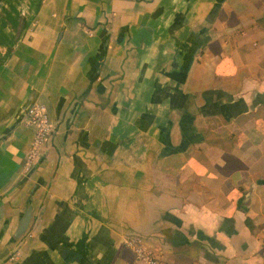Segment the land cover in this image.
<instances>
[{"label":"crops","instance_id":"0c3cea01","mask_svg":"<svg viewBox=\"0 0 264 264\" xmlns=\"http://www.w3.org/2000/svg\"><path fill=\"white\" fill-rule=\"evenodd\" d=\"M3 132L0 264H264V0H0Z\"/></svg>","mask_w":264,"mask_h":264},{"label":"built area","instance_id":"2783aa9c","mask_svg":"<svg viewBox=\"0 0 264 264\" xmlns=\"http://www.w3.org/2000/svg\"><path fill=\"white\" fill-rule=\"evenodd\" d=\"M21 14L23 17L27 16V12L23 9ZM23 122L27 127L32 128L34 132L22 167L23 173L27 174L40 159L41 150L53 133V126L49 120L45 106L41 104H35L28 108ZM261 240L264 247V228ZM124 246L131 252L137 262L142 264H164L155 256L140 236L134 235L129 237L124 242Z\"/></svg>","mask_w":264,"mask_h":264},{"label":"water","instance_id":"95a60500","mask_svg":"<svg viewBox=\"0 0 264 264\" xmlns=\"http://www.w3.org/2000/svg\"><path fill=\"white\" fill-rule=\"evenodd\" d=\"M216 1L218 4H221L224 0H216ZM24 26H25L24 19L20 18L17 29H16V37L17 38H19V36L21 35V33L24 29ZM30 107H28V108H30ZM28 108H26V109L21 108L17 111V113L14 117V123H20L22 121V119H24L25 113H26ZM9 128H7L6 131H8ZM5 132H3L0 135V138L3 135H5ZM31 218H32V208H31V206H29V207H27L25 213L23 214V216L19 220L18 227H17L15 234L13 236V242L19 241L21 239V237H23L25 235V233L27 232V230L29 228Z\"/></svg>","mask_w":264,"mask_h":264},{"label":"trees","instance_id":"16d2710c","mask_svg":"<svg viewBox=\"0 0 264 264\" xmlns=\"http://www.w3.org/2000/svg\"><path fill=\"white\" fill-rule=\"evenodd\" d=\"M247 225H248V221H247Z\"/></svg>","mask_w":264,"mask_h":264}]
</instances>
